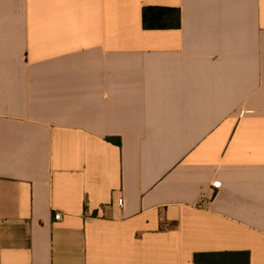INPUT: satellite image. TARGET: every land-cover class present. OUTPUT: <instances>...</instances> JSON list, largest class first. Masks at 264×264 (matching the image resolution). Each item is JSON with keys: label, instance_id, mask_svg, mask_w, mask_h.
I'll return each instance as SVG.
<instances>
[{"label": "crops", "instance_id": "0c3cea01", "mask_svg": "<svg viewBox=\"0 0 264 264\" xmlns=\"http://www.w3.org/2000/svg\"><path fill=\"white\" fill-rule=\"evenodd\" d=\"M218 251L264 264V0H0V264Z\"/></svg>", "mask_w": 264, "mask_h": 264}, {"label": "trees", "instance_id": "16d2710c", "mask_svg": "<svg viewBox=\"0 0 264 264\" xmlns=\"http://www.w3.org/2000/svg\"><path fill=\"white\" fill-rule=\"evenodd\" d=\"M142 25L144 28L179 27V9L146 6L142 11ZM108 140L120 144L118 138L110 137ZM193 261L197 264H248L249 253L247 251L196 252Z\"/></svg>", "mask_w": 264, "mask_h": 264}, {"label": "built area", "instance_id": "2783aa9c", "mask_svg": "<svg viewBox=\"0 0 264 264\" xmlns=\"http://www.w3.org/2000/svg\"><path fill=\"white\" fill-rule=\"evenodd\" d=\"M213 186L216 187V188H218V187H219V183L215 182V183H213ZM118 203H119L120 206H122V205H123V198H119ZM61 216H62V215H61L60 212H56V213L54 214V219H55V220H58V219L61 218Z\"/></svg>", "mask_w": 264, "mask_h": 264}]
</instances>
